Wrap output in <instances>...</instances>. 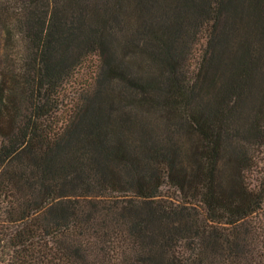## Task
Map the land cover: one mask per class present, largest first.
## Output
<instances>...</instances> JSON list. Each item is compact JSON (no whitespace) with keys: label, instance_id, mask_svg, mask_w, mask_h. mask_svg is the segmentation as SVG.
Masks as SVG:
<instances>
[{"label":"trees","instance_id":"16d2710c","mask_svg":"<svg viewBox=\"0 0 264 264\" xmlns=\"http://www.w3.org/2000/svg\"><path fill=\"white\" fill-rule=\"evenodd\" d=\"M0 264H264V0H0Z\"/></svg>","mask_w":264,"mask_h":264},{"label":"rangeland","instance_id":"374dc122","mask_svg":"<svg viewBox=\"0 0 264 264\" xmlns=\"http://www.w3.org/2000/svg\"><path fill=\"white\" fill-rule=\"evenodd\" d=\"M3 41V40H2ZM192 53H193V55L195 54V51L194 50H192Z\"/></svg>","mask_w":264,"mask_h":264}]
</instances>
